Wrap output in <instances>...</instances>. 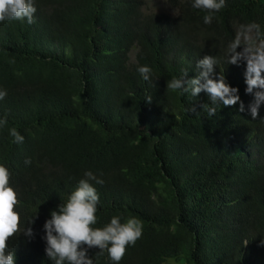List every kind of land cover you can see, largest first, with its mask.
I'll list each match as a JSON object with an SVG mask.
<instances>
[{
    "label": "trees",
    "instance_id": "obj_1",
    "mask_svg": "<svg viewBox=\"0 0 264 264\" xmlns=\"http://www.w3.org/2000/svg\"><path fill=\"white\" fill-rule=\"evenodd\" d=\"M193 2L167 0L171 16L147 13L144 0H35L34 23L0 22V165L18 194L20 230L7 241L15 264H54L43 225L87 171L104 181H89L99 194L92 227L114 215L142 222L119 264H264V104L252 120L246 63H229L264 43V0H225L210 24ZM205 55L239 89L244 113L218 105L209 117L205 92L167 90L184 71L194 78ZM97 251L93 264H115Z\"/></svg>",
    "mask_w": 264,
    "mask_h": 264
},
{
    "label": "clouds",
    "instance_id": "obj_2",
    "mask_svg": "<svg viewBox=\"0 0 264 264\" xmlns=\"http://www.w3.org/2000/svg\"><path fill=\"white\" fill-rule=\"evenodd\" d=\"M225 6V0H194L193 7L204 9L208 12L203 17L205 24H210L213 13ZM37 9L35 0H0V22L6 20L35 22L34 14ZM258 29V25H253ZM241 60L246 63L245 92L253 96L247 111L252 120L259 117V109L264 104V43L259 46H250L243 52L230 59L231 64H238ZM216 60L211 55H205L196 63L197 75L187 78L188 72L184 71L177 78L167 81V90L177 91L181 94L190 93L192 97L201 92L208 95L209 103L202 105L204 111L211 117L216 114L217 106L232 107L239 104L238 111L244 113L245 105L239 96V89L226 83L224 75L215 73ZM137 71L145 81L150 80L151 68L140 66ZM7 95L6 90H0V100ZM151 99H149V102ZM195 111V108L190 109ZM7 118H0V127L7 125ZM9 134L13 143L21 144L24 137L16 128H11ZM25 164H31V159L26 158ZM10 171L0 165V264H15V252L8 250L7 241L19 229L20 216L15 211L18 203V194L10 186ZM86 179H81L77 187L71 192L64 203L50 212V219L43 225L46 241L45 253L54 264H93L89 255L90 249H98L97 255L107 252L109 258L119 264L126 252V246L135 245L141 237L143 225L136 217H129L121 222V217L114 215L110 222L100 227H92L97 223V205L99 194L89 182L95 180L97 184L104 181L92 172L84 173ZM30 223L24 229L26 237L34 235ZM264 243V241H262Z\"/></svg>",
    "mask_w": 264,
    "mask_h": 264
},
{
    "label": "rangeland",
    "instance_id": "obj_3",
    "mask_svg": "<svg viewBox=\"0 0 264 264\" xmlns=\"http://www.w3.org/2000/svg\"><path fill=\"white\" fill-rule=\"evenodd\" d=\"M146 5V12L152 13H163L174 16L175 12L170 8L167 0H144Z\"/></svg>",
    "mask_w": 264,
    "mask_h": 264
}]
</instances>
